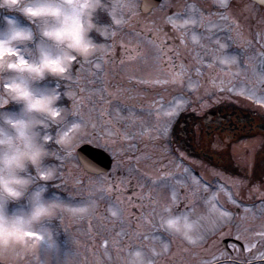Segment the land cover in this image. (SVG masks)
<instances>
[{
  "label": "rangeland",
  "instance_id": "1",
  "mask_svg": "<svg viewBox=\"0 0 264 264\" xmlns=\"http://www.w3.org/2000/svg\"><path fill=\"white\" fill-rule=\"evenodd\" d=\"M140 1L133 0L136 5L135 8L123 12L122 16L125 22L120 25H115L111 21L110 12L95 9L91 18L95 26L92 28L91 36L96 45L106 47H97L87 60L84 57L76 56V60L71 62V79L64 76L61 78L47 76L35 84L38 88L55 87L61 93L56 103L58 106L69 110L65 117L68 125L78 119L73 113L74 111H79L85 117L91 115L93 122L99 127L108 125L105 128L106 135H103L99 127L93 132L92 122H90L79 138L75 140L71 154L63 159L61 157L64 155V148L60 143H57V132L61 130V125L51 124L50 127L46 128L45 133L52 139L45 141L49 152L45 165L52 170L53 175L46 181L48 191L45 195L50 196V192L57 189L61 194V196L58 194L61 202H78L83 198L75 184V180L88 177L82 172L75 157V150L81 145L88 144L103 149L113 158L111 172L102 176L108 185L112 186L111 190L106 198L98 200L97 207L91 214L77 220L73 218L72 213L63 210L51 223V229L56 235V243L60 248V256L58 257L53 250L50 261L57 262L58 259H62L66 251L74 253V263H79L78 261H101L103 259L118 260L121 254L122 259L125 258L128 261L130 253L125 251L134 249L128 248V246L154 244L137 235L140 229L146 230L148 228L147 223L141 217V213L152 212L153 216L160 218L163 214V206L169 204L173 213L188 212L197 216L206 211L209 203L208 196H211L213 191L216 192V197L211 202L215 203L219 198L218 200L224 204L225 209L228 206V192H231L236 198L242 197V190L245 186L243 180L227 177L220 171L208 168V165L203 162L190 161L184 156L182 157L183 166L194 170V175L203 177L204 181L211 184L222 180L224 183L227 182L228 187L222 183H219L218 186L208 184L210 191L206 196L202 190V185L200 186L201 190L197 192H192L187 187L177 186L180 199L173 203L172 190H161L158 182L156 184L152 182V175L157 173L161 158L167 157L169 161L172 160V155L165 151L169 148V138L161 141L159 138H155V133L152 132V128L157 123L153 101L167 103L180 91L187 95L191 91L187 87L188 77H191L194 82L198 83L203 99L197 100L195 93H193L189 104H195L201 112L215 105L214 102L225 100L235 101L240 107L264 114V106L257 105L238 93L227 91L228 88L239 86L241 82L253 78L250 61L254 60L258 64L261 59H264L258 55L264 49H261L256 40L252 38L256 33L264 32V29H261L264 26V10L250 4L249 48L246 55L242 56V40L236 39L239 42L236 40L232 42L229 38V32L224 33V38H217L221 44L225 45L222 48L216 43L217 39L209 36L210 30L208 29L201 30L199 50H194L195 45L192 40L193 34L197 35L196 30L190 28L185 29V31L176 30V40H173L172 36L167 34L164 28H161L163 23L167 21L164 3H161L151 13L145 14L139 9ZM100 2L110 4L113 0H100ZM97 12L100 13L99 24L97 23ZM7 18H18L20 23L29 24V21L19 11L0 9V25ZM106 25H110L108 35L103 34V28ZM97 28L100 30L98 31ZM112 32H115L116 35L112 36ZM168 39L177 45L171 46L176 59L175 61H167L166 67L165 62L159 56V52L161 42L165 45ZM21 51L30 55L34 52V46L32 44L23 45ZM197 53L203 57L204 63L199 62ZM209 54L222 58L236 56L240 64L222 65L219 60L213 63ZM97 63L100 64L99 68L96 67ZM173 64L177 68L183 64L188 70L182 82L178 79L176 82L170 80L167 84L143 83L145 80L168 78L169 68ZM209 64L212 66L209 67ZM197 66L201 67L202 74L195 71ZM244 69H248L247 74ZM10 75L11 73H4L3 77L6 80ZM77 75L81 78L79 81L76 79ZM69 90L73 95L64 94ZM160 97H163V101H160ZM187 106L180 110H184ZM19 107L16 102L10 101L3 106L2 110L15 111ZM247 144L248 142H243L234 146L235 155L232 151V155L236 159L234 161L239 162L240 165L246 161V159L244 160L243 148L244 150L247 149ZM174 153L179 156L181 152L175 151ZM173 171L179 173L180 170L173 169ZM221 185H223V189L220 188ZM149 193L152 199L157 200L158 203L153 204L149 200ZM247 196L250 198L249 203H254L257 199L256 190L250 189ZM70 206H77V204L72 203ZM110 206H113V210L118 212L119 218L136 219L133 221L124 220L127 222L125 225H118L117 216H113L108 211ZM251 206L255 209L258 208L257 204ZM229 207L233 208L234 211L231 217L218 219L214 227L205 230L214 229L218 240L228 234L231 235L230 237L238 239V224L257 226L264 222L257 218V214L253 215V211L251 214L244 213V209H242L245 208L244 206L238 205L241 213H236L237 207L235 205L230 203ZM246 215L247 219L245 220ZM130 224H133L131 227L133 231H128L129 227L126 225ZM116 234H120V243L110 246L107 254H105L102 239L116 238ZM245 235L247 234H239L238 240L242 244L246 243L243 239ZM61 238H64L65 241L61 242ZM170 238L169 241L167 240L169 245H191L181 238L177 241L175 235ZM192 246L196 245H191L188 249L193 250ZM17 248L6 254L0 253V264L33 261L35 257L40 256L39 252L24 253ZM219 257H221L220 253Z\"/></svg>",
  "mask_w": 264,
  "mask_h": 264
},
{
  "label": "clouds",
  "instance_id": "2",
  "mask_svg": "<svg viewBox=\"0 0 264 264\" xmlns=\"http://www.w3.org/2000/svg\"><path fill=\"white\" fill-rule=\"evenodd\" d=\"M100 0H0V9L19 11L28 21L7 18L0 25V253L30 244L24 233L49 228L57 216L59 195L48 191V178L40 175L49 168V155L43 136L53 123L52 111L62 108L55 87L38 88L36 82L47 76L63 77L71 64L69 57H89L97 48L91 36V18ZM34 26V27H33ZM32 44L25 54L21 46ZM10 47L19 49L25 63L7 56ZM64 69V72L61 71ZM4 73H11L5 80ZM5 82L8 87L5 88ZM10 101L18 110H2ZM59 115V114H58ZM162 227L171 235L193 243L205 230L214 227L217 217L209 202L206 211L193 216L188 212L162 209ZM38 252V246L29 249ZM141 249L130 253L127 264H149ZM154 264V262H153Z\"/></svg>",
  "mask_w": 264,
  "mask_h": 264
},
{
  "label": "snow or ice",
  "instance_id": "3",
  "mask_svg": "<svg viewBox=\"0 0 264 264\" xmlns=\"http://www.w3.org/2000/svg\"><path fill=\"white\" fill-rule=\"evenodd\" d=\"M215 6L218 7L221 11L216 13L209 12V16H216L218 19L216 21H204L202 15L196 14V4L193 3L191 6H186L185 14L181 15L179 13H173L171 16H168L167 22L172 25L174 29L178 28H187L188 26H192L193 30L195 31V27L197 25H203L208 29H216L219 31L222 27L227 25L229 16L233 17V19L237 18V12L233 7V0H213ZM261 5H264V0H258ZM135 3L133 0H113L110 4H102L101 2L97 5L96 9H102L104 11L110 12V19L115 23V25H120L124 23L123 20V12L125 10L131 11L135 8ZM227 13V15H225ZM97 23H100V13L97 12ZM92 28L95 27L91 22ZM110 25H106L103 28V34L108 35V27ZM99 31L100 29L97 28ZM112 36H115L116 33L112 32ZM215 33L210 32L209 36H214ZM182 38V36H181ZM254 40L260 45L261 49H264V32L256 33L253 37ZM234 39H242V34L237 33ZM192 40L194 43L200 42V37L196 34H193ZM216 43L222 48L225 45L221 44L220 41L217 39ZM97 47H106V46H98ZM206 47V46H205ZM9 57H14L15 59L9 63V67L12 68L15 66V63L18 61L20 63H25L22 55L20 54L19 49L14 47H10L6 50L5 53ZM260 57H264V50H262L259 54ZM160 58L165 62V66L167 67V61L175 60V54L173 49L163 47V42H161V49L159 52ZM198 59L200 63H204L203 57L199 56L197 53ZM87 60L88 57H84ZM209 58L215 63L216 60H219L222 65H239L240 61L237 59L236 56L231 57H217L209 54ZM71 62L76 60V57H69ZM251 63V73L252 79L246 80L241 82L239 86H233L228 88L227 91L238 93L241 96H245L247 99L253 101L257 105L264 106V59H261L257 64L254 60L250 61ZM209 67L212 65L209 64ZM97 68L100 67V64L97 63ZM64 72V69H61ZM187 69L183 64H180L179 68L173 64L171 68H169L168 78L166 79H152V80H145L143 83H153V84H167L171 80V82H176L178 79L183 81V77L187 73ZM195 71L198 74H202L201 67H195ZM245 73L247 74L248 69H244ZM71 64L66 72H64V77L71 79ZM77 81L81 78L79 75L76 76ZM4 87H8V83L5 82ZM187 87L191 89L187 95L183 91L178 92L177 95L173 96L171 100L167 103H162L158 101H153V105L155 106V119H156V126L152 128V132L155 133V138H159L161 141L167 140L169 135H173L176 138V143L183 146L185 140L188 135V129L186 127H180V122L176 121V126L172 127V121L175 119L177 113L180 111L181 108L185 107L191 102V97L193 93H195V98L197 100L203 99V94L200 91L197 82H194L191 77H188V85ZM61 93L58 92V95ZM66 95H73V93L69 90ZM3 100L4 103H7L6 98H0ZM160 101H163V97H160ZM82 103V101H81ZM75 108V105H74ZM69 110L65 108H59L52 111V118L54 124H59L60 131L57 132V143H60L64 148V155L61 157L62 159L65 156L71 154L73 145L75 140L79 138L81 133L88 127V124L92 122L93 132L97 130L99 127L96 123L93 122V118L91 115L85 117L79 111H74L73 113L78 117L77 120L72 122L68 125L65 121L66 114ZM118 111V110H117ZM59 114V115H58ZM204 119L208 122H211L210 117L207 115ZM78 121V122H77ZM47 128V125H45ZM108 125H104L103 127H99L101 134L106 135L105 128ZM125 136L127 134L125 133ZM52 137H50L47 133L44 134L43 140L50 141ZM165 151L169 152L172 155V160L169 161L167 157L161 158L159 162V168L157 169V173L152 175V182L156 184L158 182V186L161 190L171 189L172 190V202L175 203L178 199H180L179 194L177 192V186L179 187H187L192 192H197L201 190L200 186L202 185V190L207 196L208 192L210 191V186L208 185L207 181L203 180V177H198L197 175L193 174L192 169L183 166L182 164V157L183 153H180L177 156L171 148L165 149ZM173 169L180 170L179 173L173 171ZM92 171L91 168H89ZM41 176L45 178H50L53 175L51 169H49L46 173L40 172ZM75 184L79 190V194L83 197L78 202H61L58 207L57 215L63 210H67L73 214L74 219H83L85 215H90L91 212L97 207V203L99 199H104L108 196L109 191L111 190L110 185H108L107 181L100 176V170H95V178L93 176L82 177L80 179L75 180ZM223 189V185L220 186ZM216 197V192L213 191L211 196H208V202L211 203V207L216 213L217 220L221 218H228L231 217L233 214L232 212L225 209L224 204H222L218 199L215 203L211 201ZM149 200L155 204L158 203L157 200L152 199L151 194L149 193ZM228 200L233 204H237V201L233 198L231 192L227 193ZM187 199V197H185ZM72 203L77 204V206H70ZM239 203H243L240 201ZM260 205L264 208V200L260 201ZM108 211L111 212L113 216H117L118 212L113 210V206H110ZM245 213H247V206H245ZM142 219L147 223L151 224V220L146 217L142 216ZM247 219V215L244 217ZM216 220V221H217ZM49 228L42 227L38 230H28L24 233V236L27 237L30 241V244L26 247H18L20 251L24 253H31L30 248L38 246V252L40 256L35 257L34 264H49L50 256L52 251L55 250L57 256H60V248L59 245L56 243L55 240H52L50 235ZM240 233H246L243 239L246 243L239 245L245 252L249 253L251 257L250 261H242L240 264H264V222H261L259 225L254 226L252 224H245V225H237V234L239 239ZM119 235L116 234V238H103L102 244L104 245L105 254H107L108 248L110 246H115L120 243ZM152 240H156L157 237L152 236ZM204 239V233L197 237V239L190 243L191 245H197L198 243L202 242ZM238 245L233 244L232 247L236 248ZM168 250V245L164 244L163 249L161 251ZM253 250H255L253 252ZM153 256L159 255L160 253L153 247L150 249ZM199 255V253H198ZM204 256H207V259H200L197 261V264H237L236 260H228V259H220L217 254L212 252L203 253ZM221 256L223 254H220ZM57 264H74V253L73 252H65L62 259L57 260ZM149 264H153V260L150 259Z\"/></svg>",
  "mask_w": 264,
  "mask_h": 264
},
{
  "label": "flooded vegetation",
  "instance_id": "4",
  "mask_svg": "<svg viewBox=\"0 0 264 264\" xmlns=\"http://www.w3.org/2000/svg\"><path fill=\"white\" fill-rule=\"evenodd\" d=\"M161 3H164L167 17L171 16L173 13L184 15L186 6H191L193 3L196 4V14L202 15L205 22L209 20L216 21L218 19L216 16H209V12L216 13L221 11L215 6L213 0H162ZM233 7L237 12V18L233 19V17L229 16L227 25L222 27L219 31L216 29H208L203 25H197L195 30L200 39L202 29H208L210 30L209 33H215L214 36H211L215 39L218 37L224 38V33L227 34L229 32V38L232 42L236 40L234 37H236L237 33H241L243 56L246 55L249 48L248 35L250 32L248 29V20L250 0H233ZM225 15H227V13H225ZM161 28H164L167 34L172 36L173 40H176V30L180 31V29H182V31H185L187 28L193 29L192 26L174 29L167 21L163 23ZM262 28L264 29V26H262L261 29ZM236 41L239 42V40ZM172 45L175 46L177 44L175 42L171 43L168 39L163 46L164 48H166V46L167 48H169V46L171 48ZM194 45V50H199V45H201V43H194ZM213 104L215 105L210 106L202 112L195 104H188L184 110H180L172 122V127L176 126V121L178 120L180 122V127H186L188 129V135L183 146L176 143L175 136L169 135L170 144H168V147L174 152L179 151L183 153V156L190 160L204 162L209 164L213 169L243 180L245 186L242 190V197L238 201H243V206H247L248 214H251V211H253V215L257 214V218L264 221V208L260 205V201L264 200V114L234 105L237 103L233 102L218 101ZM206 115L210 117L211 122L204 119ZM243 142H248L246 145L247 149L245 148L244 150L243 148L245 152L244 160L246 159V161L244 164L240 165L239 162L234 161L236 159L233 157L232 151L233 154H235L236 150L234 146ZM250 189L256 190L257 192V199L254 203H249L250 198L247 196V192ZM256 204L258 207L257 209L251 206H255ZM142 216L148 217L151 220V224H147L148 228L146 230L140 229L137 235L154 244H135L128 246V248L134 249L125 252L131 253L136 249H141L153 260L154 264H197L198 260L208 258L204 256L203 253L209 251L218 256L219 253L223 254L219 257L220 259L236 260L237 264H240L242 261L251 260L249 253L245 252L239 246L241 244L235 241H228L226 245L221 243L223 239H238L230 237L231 235L228 234L226 237H223L222 240H218V236L214 229L204 231L203 241L196 246H192L194 248L193 250L188 249L191 245H169L167 244V240L171 239L170 237L174 235L169 234L162 227L161 217L158 218L153 216L152 212L141 213V217ZM135 219L136 218L121 219L117 216L118 225L121 226L127 223L124 222V220L133 221ZM159 222L160 225H158ZM126 226L129 227L128 231H133L131 228L133 224ZM152 236L157 237V239L152 240ZM176 240L179 241L178 236H176ZM164 244L168 245V250L161 251ZM233 244H237L238 246L233 248ZM153 247L160 253L159 255L153 256L150 251ZM236 252L238 253L237 255ZM78 262L79 263L74 264H127L125 258L122 259V254L119 256L118 260L103 259L101 261ZM9 264H34V261H18ZM49 264H57V262L49 261Z\"/></svg>",
  "mask_w": 264,
  "mask_h": 264
},
{
  "label": "water",
  "instance_id": "5",
  "mask_svg": "<svg viewBox=\"0 0 264 264\" xmlns=\"http://www.w3.org/2000/svg\"><path fill=\"white\" fill-rule=\"evenodd\" d=\"M161 0H142L141 10L146 13L151 7L157 6ZM257 5H261L258 0H251ZM77 158L83 169L88 173L95 174V170L99 169L100 173H105L111 166L110 157L100 149L93 148L89 145H82L76 150ZM92 169V171L89 170Z\"/></svg>",
  "mask_w": 264,
  "mask_h": 264
}]
</instances>
